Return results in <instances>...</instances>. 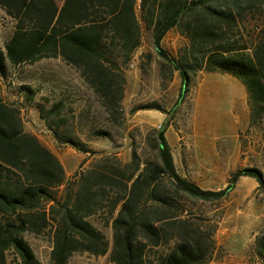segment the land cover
Instances as JSON below:
<instances>
[{
	"label": "trees",
	"instance_id": "1",
	"mask_svg": "<svg viewBox=\"0 0 264 264\" xmlns=\"http://www.w3.org/2000/svg\"><path fill=\"white\" fill-rule=\"evenodd\" d=\"M262 4L264 0H138L157 55L181 76L173 112L193 74L219 70L245 87L250 124L264 123V23L254 37L236 39L234 34V27L254 20ZM136 5L137 0H63L61 5L55 0H0L14 21L0 48V73L42 58H60L78 69L114 117L123 97V67L142 40ZM171 28L189 41L183 59L171 58L161 46ZM26 89L22 87L30 104L33 91ZM59 107L53 103L45 114L37 105L60 143L96 156L71 178L57 156L25 130L20 107L0 94V264H6L9 250L18 264H42L22 235L46 229L51 264H67L76 252L105 254V235L88 220L94 214L111 221L113 264H223L210 260L214 227L205 232L191 206L226 197L240 176L254 178L264 192L259 170L235 171L222 190L202 189L177 172L164 127L159 130L162 141L156 139L155 158L141 161L133 149L130 160L122 162L115 153L96 151L52 129L47 119ZM253 252L264 264V228Z\"/></svg>",
	"mask_w": 264,
	"mask_h": 264
},
{
	"label": "rangeland",
	"instance_id": "2",
	"mask_svg": "<svg viewBox=\"0 0 264 264\" xmlns=\"http://www.w3.org/2000/svg\"><path fill=\"white\" fill-rule=\"evenodd\" d=\"M55 1L58 5L63 2ZM136 14L142 40L123 67V97L114 117L78 69L60 58H42L0 73V94L20 107L25 130L57 156L67 178L73 177L82 164L86 168L96 156L60 143L40 117L37 105L47 114L53 103H60L59 111L47 119L52 129L96 151L115 153L122 162L130 160L133 149L141 161L155 158L157 133L164 127L163 136L177 172L202 189L222 190L230 184L233 173L244 168L259 170L264 178V123L250 124L243 84L226 72L199 70L192 75L188 91L173 112L182 86L181 76L157 55L138 0ZM263 23L264 4L256 9L254 20L234 27L235 38L254 37L256 27ZM13 29L14 21L0 7L1 49ZM161 46L171 58L180 60L189 41L171 28ZM22 87L33 91L30 104ZM98 131L104 135L94 136ZM191 207L192 216L205 232L214 227L211 261L260 264L253 243L264 228V192L254 178L240 176L226 197L196 201ZM88 220L104 233L108 250L103 255L76 252L67 264H113L109 260L111 221L107 222L101 214L91 215ZM22 236L42 264H51L50 229L38 234L26 231ZM6 260V264H18L11 250L7 251Z\"/></svg>",
	"mask_w": 264,
	"mask_h": 264
},
{
	"label": "water",
	"instance_id": "3",
	"mask_svg": "<svg viewBox=\"0 0 264 264\" xmlns=\"http://www.w3.org/2000/svg\"><path fill=\"white\" fill-rule=\"evenodd\" d=\"M161 135H162V131H159L157 137H158V139H159L160 141H162V137H161Z\"/></svg>",
	"mask_w": 264,
	"mask_h": 264
},
{
	"label": "crops",
	"instance_id": "4",
	"mask_svg": "<svg viewBox=\"0 0 264 264\" xmlns=\"http://www.w3.org/2000/svg\"><path fill=\"white\" fill-rule=\"evenodd\" d=\"M64 167V166H63Z\"/></svg>",
	"mask_w": 264,
	"mask_h": 264
}]
</instances>
